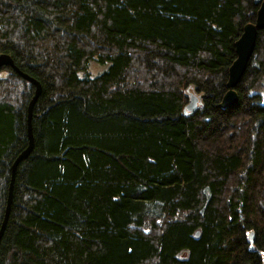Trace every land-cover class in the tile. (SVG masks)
Returning <instances> with one entry per match:
<instances>
[{"label": "trees", "instance_id": "trees-1", "mask_svg": "<svg viewBox=\"0 0 264 264\" xmlns=\"http://www.w3.org/2000/svg\"><path fill=\"white\" fill-rule=\"evenodd\" d=\"M258 7L0 0V54L41 83L0 264H263L264 29L218 106ZM92 61L109 64L90 77ZM189 87L203 97L185 115ZM34 89L0 68V227Z\"/></svg>", "mask_w": 264, "mask_h": 264}, {"label": "water", "instance_id": "water-1", "mask_svg": "<svg viewBox=\"0 0 264 264\" xmlns=\"http://www.w3.org/2000/svg\"><path fill=\"white\" fill-rule=\"evenodd\" d=\"M255 3L259 5L256 16L253 22H247L243 24L242 30L238 38L234 41V49H235V58L231 62L227 71V80H226V92L223 94L221 101L218 106L223 109H228L233 107L239 99L238 92L236 90L237 85L240 83L242 75L249 64L254 51L256 38L259 35V31L264 29V0H253ZM2 66H9L13 68V70L18 73L20 77L24 80L30 82L34 85V94L28 103L27 108V138L28 145L27 147L20 152L13 161L11 166V182L9 187V194L6 204V209L4 213V218L0 227V237L4 231L5 223L10 211L11 207V192L14 181V176L16 173L17 164L21 159L28 156L34 146V138L31 126L32 119V108L33 105L41 92V83L30 76L29 74L23 72L17 65H15L12 57L9 54L2 53L0 54V68ZM189 101L185 104L183 108V114L187 115L196 111L197 107L200 105L199 99L200 96L197 93H190ZM198 235V232L195 233ZM248 241L251 243L250 249L254 250V232L250 231L248 233ZM264 264V263H263Z\"/></svg>", "mask_w": 264, "mask_h": 264}, {"label": "rangeland", "instance_id": "rangeland-1", "mask_svg": "<svg viewBox=\"0 0 264 264\" xmlns=\"http://www.w3.org/2000/svg\"><path fill=\"white\" fill-rule=\"evenodd\" d=\"M253 1V0H252ZM254 2V1H253ZM108 64L109 63H104V64H100V63H98L97 61H92V62H90V66H89V72H90V74H89V76L90 77H93V76H95V75H97V74H99V73H101V72H103L106 68H107V66H108ZM228 71V70H227ZM228 75V74H227ZM80 76H84V73L83 72H80ZM192 92H196V91H194V89L192 88H188L186 91H185V94H186V97H187V99H188V101H189V96H190V93H192ZM197 94H199V96H200V105L197 107V109L196 110H198V108L201 106V101H202V95H201V93H198L197 92ZM13 188V187H12ZM248 235V234H247ZM248 238V237H247Z\"/></svg>", "mask_w": 264, "mask_h": 264}, {"label": "bare ground", "instance_id": "bare-ground-1", "mask_svg": "<svg viewBox=\"0 0 264 264\" xmlns=\"http://www.w3.org/2000/svg\"><path fill=\"white\" fill-rule=\"evenodd\" d=\"M13 59V58H12ZM14 61V60H13ZM15 63V62H14ZM16 65V64H15ZM13 70V68H11ZM9 187H10V184H9Z\"/></svg>", "mask_w": 264, "mask_h": 264}]
</instances>
